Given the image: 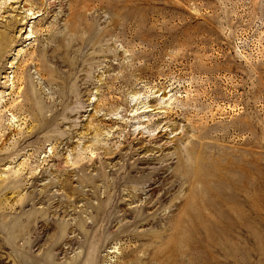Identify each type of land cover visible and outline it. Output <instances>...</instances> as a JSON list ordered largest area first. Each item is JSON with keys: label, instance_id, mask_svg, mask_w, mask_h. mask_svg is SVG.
Instances as JSON below:
<instances>
[{"label": "rangeland", "instance_id": "374dc122", "mask_svg": "<svg viewBox=\"0 0 264 264\" xmlns=\"http://www.w3.org/2000/svg\"><path fill=\"white\" fill-rule=\"evenodd\" d=\"M7 24L0 264H264V0H0ZM21 62L39 131L3 107Z\"/></svg>", "mask_w": 264, "mask_h": 264}, {"label": "bare ground", "instance_id": "6f19581e", "mask_svg": "<svg viewBox=\"0 0 264 264\" xmlns=\"http://www.w3.org/2000/svg\"><path fill=\"white\" fill-rule=\"evenodd\" d=\"M11 38H12V35H11V26L9 24H7L5 26V30L0 32V57L2 55L1 52L4 51V50H6L10 46V43L12 41ZM30 60H32L33 62L35 61L36 63L38 62L37 64H38L39 70H42V69L43 70H46L47 69V68L45 69V65H43V63L41 62L42 58L40 56L34 58V55H31L30 56ZM23 68H24L23 67V63L22 62L19 63L18 64V70L19 71L17 72V76H16V78H17L16 84L13 83V87L15 86V88L11 91L10 95H11L12 98L14 97L13 102H15V99H16L15 96L18 97V96L21 95V96H24L26 98V101L20 102L18 104L21 107V109H23L22 107H25L24 113L21 112L19 114H16L15 113V110L13 109L15 107L14 105L16 103L13 104V102H10V103L6 102L5 105H3V107H5L6 111L11 112V116H12L11 119H12L13 122L17 118H19V120H20V119H26V118H28L27 116H31L33 120H36V121L39 122V124H40L39 125V128H38V131H39L44 126V125H42L43 120H45L47 118V117H45L42 114V110H43L44 104H43V102L41 101V99L39 97L35 96L34 94H33V96H31V94L28 93L29 92L28 91L29 88L26 89V91L24 89H22V85H23L24 81H23V76H20L19 74H21L20 70L23 71ZM47 71H51V70L50 69H47ZM21 81H22V83H21ZM11 107H13V108H11ZM194 148L196 149V147H194ZM188 150L192 151L193 154H194V151L193 150H191V149H188ZM195 154H197V153H195ZM191 155H192V153H191ZM198 156L199 155H197V157ZM191 158L192 159L189 162L187 160H183L182 157L180 158V159H182L181 160L182 161L181 162V166L183 168L182 171H181V173H183V174L192 173L193 174L192 175L193 176V179H191L192 183L194 185H196V184L203 185L205 183L204 180H203L204 179L203 177H204L205 172L204 173L201 172L202 170L198 167V165H199L198 163L199 162L196 161V158H194L193 156ZM193 158L195 160H193ZM204 161L205 160H203V162ZM82 165L85 166V164H82ZM208 174H209V172H208ZM157 176H159V177L161 176V171L160 170L157 172ZM69 178H70V175L68 173V176L66 177V180L64 182L62 181L60 183V186L63 187L64 189H69L71 191V193H72V189H71L72 187H71V185H70V183L68 181ZM68 197L70 198V195H68ZM192 200L193 201H196V196L193 195L192 196ZM15 227L18 228V229H22L23 228V226L21 227V226H18V225L15 226Z\"/></svg>", "mask_w": 264, "mask_h": 264}]
</instances>
